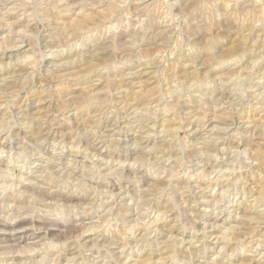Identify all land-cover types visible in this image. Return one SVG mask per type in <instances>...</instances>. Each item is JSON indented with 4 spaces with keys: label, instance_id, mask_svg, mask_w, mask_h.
I'll return each instance as SVG.
<instances>
[{
    "label": "rangeland",
    "instance_id": "obj_1",
    "mask_svg": "<svg viewBox=\"0 0 264 264\" xmlns=\"http://www.w3.org/2000/svg\"><path fill=\"white\" fill-rule=\"evenodd\" d=\"M263 184L264 0H0V264H264Z\"/></svg>",
    "mask_w": 264,
    "mask_h": 264
},
{
    "label": "bare ground",
    "instance_id": "obj_2",
    "mask_svg": "<svg viewBox=\"0 0 264 264\" xmlns=\"http://www.w3.org/2000/svg\"><path fill=\"white\" fill-rule=\"evenodd\" d=\"M11 22V21H10ZM80 23V22H79ZM17 39V38H16ZM20 39V38H19ZM244 52V51H243ZM29 53V52H28ZM233 56V55H232ZM249 63H250V61H249ZM140 64V63H139ZM128 65V64H127ZM181 66V65H180ZM18 69V68H17ZM10 72V71H9ZM12 74V73H11ZM135 74V73H134ZM13 75V74H12ZM192 76V75H191ZM16 77V76H15ZM246 77V76H245ZM195 81V80H194ZM190 83V82H189ZM41 84V83H40ZM10 85V84H9ZM44 91V90H43ZM85 97V96H84ZM63 104V103H62ZM131 104V103H130ZM72 108V107H71ZM65 109V108H64ZM74 112V111H73ZM38 113V112H37ZM6 118V117H5ZM33 118H35V117H33ZM32 118V120H31V122L32 121H35L36 120V118L35 119H33ZM39 118V117H38ZM9 119V118H8ZM139 122V121H138ZM35 123V122H34ZM37 123V122H36ZM95 123V122H94ZM81 124V123H80ZM144 124V123H143ZM189 124H190V121H189ZM48 125V124H47ZM133 125V124H132ZM44 129H45V127H41V126H38V124H37V126L35 125L33 128L31 127V128H29V130H28V133H30L31 135H36V137L37 136H40V135H43V133H44ZM51 129V128H50ZM139 129H141V128H139ZM168 129V128H167ZM66 131V130H65ZM91 131V130H90ZM69 132V131H68ZM191 132V131H190ZM219 132V131H218ZM17 133H18V131H17ZM189 133V132H188ZM46 134V133H45ZM49 134V133H48ZM15 135V134H14ZM30 135V136H31ZM218 136V135H217ZM227 136V135H226ZM228 138V137H227ZM39 139V138H38ZM120 140V139H119ZM139 140V139H138ZM141 141H143L142 139H141ZM213 141V140H212ZM144 142H145V140H144ZM125 144V143H124ZM215 145V144H214ZM23 146V145H22ZM139 146V149L136 151V156L138 157V158H140L141 156H144L143 154H144V150H143V147H141L140 148V145H138ZM206 148H207V146L208 147H211L212 148V146H213V144L212 143H205V145H204ZM210 148V149H211ZM95 149V148H94ZM190 149V148H189ZM105 150V149H104ZM255 150V149H254ZM113 151V150H112ZM24 152V151H23ZM206 153V152H205ZM109 155V154H108ZM207 155V154H206ZM136 157V158H137ZM135 158V157H134ZM227 158V157H226ZM144 162V161H143ZM99 164V163H98ZM137 165V164H136ZM228 165V164H227ZM227 167V166H226ZM215 170V169H214ZM253 170V169H252ZM25 173V172H24ZM98 174V173H97ZM246 176V175H245ZM6 179V178H5ZM59 180V179H58ZM34 181V180H33ZM228 181V180H227ZM65 183V182H64ZM111 183V182H110ZM35 184V183H34ZM209 184V183H208ZM31 185V184H30ZM36 185V184H35ZM261 185V184H260ZM264 185V184H263ZM6 186V185H5ZM31 186H33V185H31ZM244 186V185H243ZM259 186V185H258ZM11 187V186H10ZM34 187V186H33ZM36 187V186H35ZM75 187V186H74ZM244 188V187H243ZM261 188H262V186H261ZM28 190V189H27ZM33 190V189H32ZM8 191V190H7ZM26 191V190H25ZM31 191V190H30ZM124 191V190H123ZM241 191V190H240ZM262 191V190H261ZM12 192V191H11ZM258 192H260V190H258ZM126 193V192H125ZM249 193V192H248ZM8 194V193H7ZM18 196V195H17ZM10 197V196H9ZM16 198V197H15ZM140 198V197H139ZM18 200H20V199H18ZM5 201V200H4ZM138 205V204H137ZM100 206V205H99ZM140 206V205H139ZM77 208V207H76ZM24 211V210H23ZM164 212V211H163ZM264 213V212H263ZM115 215V214H114ZM262 215V214H261ZM256 216V215H255ZM249 217H252L251 215L249 216ZM254 218V217H253ZM154 219V218H153ZM155 220V219H154ZM156 221V220H155ZM156 223V222H155ZM118 225V224H117ZM171 226H173V225H171ZM157 228V227H156ZM118 229V228H117ZM94 233V232H93ZM264 233V232H263ZM91 234V233H90ZM121 234V233H120ZM120 234H118V235H120ZM117 235V234H116ZM173 235V234H172ZM179 235V234H178ZM114 236V235H113ZM112 236V237H113ZM143 236V235H142ZM224 236V235H223ZM93 237V236H92ZM104 237V236H103ZM116 237V239H117V236H115ZM115 237H113V238H111V239H114V240H116L115 239ZM119 237V236H118ZM122 237V236H121ZM258 237V236H257ZM139 238V237H138ZM173 238V237H172ZM171 238V239H172ZM224 238V237H223ZM263 238V237H262ZM93 239H95V238H93ZM123 239H125V235H124V237H123ZM166 239V238H165ZM170 239V240H171ZM108 240H110V238H105V240L104 241H108ZM146 240V239H145ZM144 240V241H145ZM225 240H226V237H225ZM124 241V240H123ZM128 240H126V241H124V242H127ZM85 242V241H84ZM130 242V241H129ZM107 243V242H106ZM94 244H96V243H94ZM127 244V243H126ZM93 246V245H92ZM149 246V245H148ZM163 247H164V249H165V252H170V253H174V252H176V250H175V245L171 242V241H169V240H166L165 241V243H164V245H163ZM80 248V247H79ZM148 248V247H147ZM162 248V247H161ZM160 248V249H161ZM159 249V250H160ZM24 250V249H23ZM27 250H29L30 251V248L29 249H27ZM31 250H33L32 248H31ZM101 250V249H100ZM25 251H26V249H25ZM36 251V250H35ZM199 251V250H198ZM201 251V250H200ZM203 251V250H202ZM19 252V254H20V250L18 251ZM22 252H24V251H22ZM27 252V251H26ZM95 252V251H94ZM155 252H157V251H155ZM164 251H159V256H158V258H157V260L155 259V263H159V262H164V260L166 259V257H163L162 256V253H163ZM32 253H34L33 251H32ZM36 253V252H35ZM109 253V252H108ZM146 253L147 254H151L152 255V253L153 252H151V251H149V252H147L146 251ZM181 253V252H180ZM192 253V252H191ZM199 253V252H198ZM24 254V253H23ZM261 254V253H260ZM57 255H59V253L57 254ZM56 255V256H57ZM27 256V255H26ZM35 256V255H34ZM44 257V256H43ZM72 257H73V255H72ZM72 257H70V258H72ZM202 257V256H201ZM75 258V257H74ZM171 258V257H170ZM200 258V257H199ZM23 259V258H22ZM21 259V260H22ZM67 259V258H66ZM201 259V258H200ZM70 260V259H69ZM118 260V259H117ZM188 260H190V259H188ZM18 261L20 262V260L18 259ZM74 261V260H73ZM10 262V261H9ZM191 262H193V261H191ZM206 262H208V260L206 261ZM17 263V262H16ZM199 263V262H198ZM135 264H146L145 263V261L144 260H141V261H138L137 263H135Z\"/></svg>",
    "mask_w": 264,
    "mask_h": 264
}]
</instances>
